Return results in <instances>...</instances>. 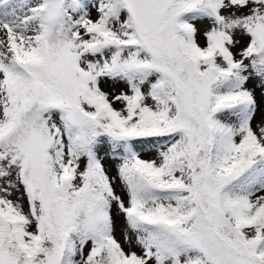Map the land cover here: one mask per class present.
<instances>
[{
  "label": "snow or ice",
  "instance_id": "obj_1",
  "mask_svg": "<svg viewBox=\"0 0 264 264\" xmlns=\"http://www.w3.org/2000/svg\"><path fill=\"white\" fill-rule=\"evenodd\" d=\"M0 264H264V0H0Z\"/></svg>",
  "mask_w": 264,
  "mask_h": 264
}]
</instances>
